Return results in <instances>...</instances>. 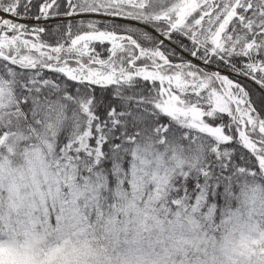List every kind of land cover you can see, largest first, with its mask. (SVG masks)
Listing matches in <instances>:
<instances>
[{"label": "snow or ice", "instance_id": "1", "mask_svg": "<svg viewBox=\"0 0 264 264\" xmlns=\"http://www.w3.org/2000/svg\"><path fill=\"white\" fill-rule=\"evenodd\" d=\"M0 264H264V0H0Z\"/></svg>", "mask_w": 264, "mask_h": 264}]
</instances>
